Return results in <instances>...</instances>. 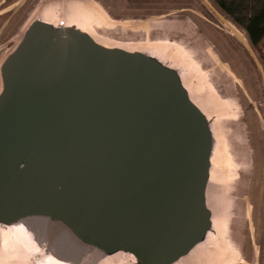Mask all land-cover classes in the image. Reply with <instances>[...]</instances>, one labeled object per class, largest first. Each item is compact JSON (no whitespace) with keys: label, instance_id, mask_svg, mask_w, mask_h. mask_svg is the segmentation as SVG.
Returning <instances> with one entry per match:
<instances>
[{"label":"water","instance_id":"obj_1","mask_svg":"<svg viewBox=\"0 0 264 264\" xmlns=\"http://www.w3.org/2000/svg\"><path fill=\"white\" fill-rule=\"evenodd\" d=\"M0 76V224L52 219L96 262L173 264L206 240L213 135L177 70L35 19Z\"/></svg>","mask_w":264,"mask_h":264},{"label":"rangeland","instance_id":"obj_2","mask_svg":"<svg viewBox=\"0 0 264 264\" xmlns=\"http://www.w3.org/2000/svg\"><path fill=\"white\" fill-rule=\"evenodd\" d=\"M39 1L0 0V66L20 42ZM95 1L112 22L98 32L111 41L166 38L157 26L175 27L169 38L184 44L218 97L237 109V119L222 121L217 135L229 156L233 141L243 142L247 161L237 179L247 214L237 223L230 220L227 230L244 261L236 264H264V46L261 52L252 47L245 32L210 0ZM150 18L156 21L147 35L136 26Z\"/></svg>","mask_w":264,"mask_h":264},{"label":"bare ground","instance_id":"obj_3","mask_svg":"<svg viewBox=\"0 0 264 264\" xmlns=\"http://www.w3.org/2000/svg\"><path fill=\"white\" fill-rule=\"evenodd\" d=\"M31 19L42 20L57 27L77 26L98 44L153 55L178 71L191 101L210 121L213 147L206 204L212 214V228L204 242L197 244L173 264L244 262L227 228L230 220L237 223L242 213L245 217L247 214L241 205L244 199L240 195L237 179L238 174L245 170L243 168L247 156L241 139L233 141L231 156L225 151L223 153L217 135L222 121L237 119V109L231 102L218 97L184 44L169 38L175 33V27L157 26L160 32L168 36L166 38L111 41L98 32V29L110 26L112 22L95 0H40ZM155 21L154 18L146 19L136 27L148 35ZM220 67L225 70L224 66ZM86 250L65 226L49 218L29 217L13 225L0 224V264H94L97 253L92 251V259L86 256L89 253ZM95 264H134V257L118 252Z\"/></svg>","mask_w":264,"mask_h":264},{"label":"trees","instance_id":"obj_4","mask_svg":"<svg viewBox=\"0 0 264 264\" xmlns=\"http://www.w3.org/2000/svg\"><path fill=\"white\" fill-rule=\"evenodd\" d=\"M232 23L241 28L252 47L264 46V0H210Z\"/></svg>","mask_w":264,"mask_h":264}]
</instances>
